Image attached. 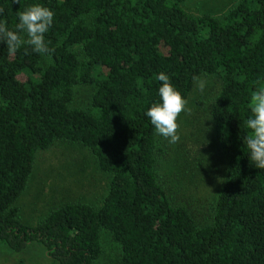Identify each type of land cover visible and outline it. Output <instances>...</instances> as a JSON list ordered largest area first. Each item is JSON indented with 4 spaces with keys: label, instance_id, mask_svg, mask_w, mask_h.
<instances>
[{
    "label": "trees",
    "instance_id": "obj_1",
    "mask_svg": "<svg viewBox=\"0 0 264 264\" xmlns=\"http://www.w3.org/2000/svg\"><path fill=\"white\" fill-rule=\"evenodd\" d=\"M187 0H0L9 30L16 12H54L50 58L0 41V241L21 251L46 246L58 264H95L102 231L120 246L119 264H264V170L244 138L251 94L264 86V0H236L222 16L196 15ZM164 72L188 98L194 76L219 79L211 104L227 179L201 225L162 181V153L146 112L159 102ZM90 103L75 107L78 86ZM58 140L88 149L111 175L101 205L68 202L37 226L19 220L17 199L36 154ZM18 264H25L20 262Z\"/></svg>",
    "mask_w": 264,
    "mask_h": 264
},
{
    "label": "rangeland",
    "instance_id": "obj_2",
    "mask_svg": "<svg viewBox=\"0 0 264 264\" xmlns=\"http://www.w3.org/2000/svg\"><path fill=\"white\" fill-rule=\"evenodd\" d=\"M236 0H187L186 9L196 15L222 16ZM206 81L201 92L197 83L190 93V113L179 117L180 140L170 144L157 134L162 153L159 170L162 181L172 199L190 208L199 224L212 220V204L227 179V163L214 138L211 104L220 90L219 79L201 75ZM92 89L78 86L73 102L75 107L90 103ZM111 175L99 167L91 152L78 143L58 140L36 154L28 185L16 201L19 220L37 226L54 208L83 201L96 206L102 204L108 192ZM103 253L95 264H119L120 246L112 235L102 231ZM58 264L49 256L46 246L30 242L21 251L11 249L0 241V264Z\"/></svg>",
    "mask_w": 264,
    "mask_h": 264
},
{
    "label": "clouds",
    "instance_id": "obj_3",
    "mask_svg": "<svg viewBox=\"0 0 264 264\" xmlns=\"http://www.w3.org/2000/svg\"><path fill=\"white\" fill-rule=\"evenodd\" d=\"M20 4V0H13ZM0 8V14L3 13ZM18 23L15 30H9L6 21H0V41L6 42L9 54H14L21 46H31L35 53L50 58L53 51L45 40V34L49 31L54 20V12L41 4L30 5L16 12ZM161 82L158 89L159 102L151 104L146 112L154 126L156 134L168 140L170 144L179 142L180 123L182 113H190L188 99L171 82L170 77L160 72L156 77ZM198 89L203 92L206 81L199 76H194ZM252 116L244 123L250 130L244 138V144L249 150V159L258 169L264 170V86L257 88L251 94L250 104Z\"/></svg>",
    "mask_w": 264,
    "mask_h": 264
}]
</instances>
